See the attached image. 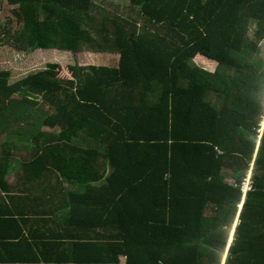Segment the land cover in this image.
<instances>
[{"label":"trees","instance_id":"16d2710c","mask_svg":"<svg viewBox=\"0 0 264 264\" xmlns=\"http://www.w3.org/2000/svg\"><path fill=\"white\" fill-rule=\"evenodd\" d=\"M5 1L0 264H264V0Z\"/></svg>","mask_w":264,"mask_h":264},{"label":"rangeland","instance_id":"374dc122","mask_svg":"<svg viewBox=\"0 0 264 264\" xmlns=\"http://www.w3.org/2000/svg\"><path fill=\"white\" fill-rule=\"evenodd\" d=\"M113 2V3H119L121 6L125 3L124 0H107V2ZM102 3V2H100ZM11 6L6 3L5 0H0V28L2 26H6L4 23L8 21V17L11 16L10 13ZM8 24L14 25V18L11 22ZM254 25L250 26V30L253 31ZM261 45H263V50L261 57H264V40L261 42ZM55 50H29V51H20L16 50L11 44H9L8 41H6V38L4 39V42L0 44V69L2 70H8L10 72L9 76V82H13L21 77H23L25 74H27L29 71L40 69L44 66L45 63L53 62V63H59L61 65H70L72 63V56L69 52L64 51H56ZM84 55V56H82ZM116 55L108 56V54L105 53H84L79 54L77 57L78 63H81V65L89 64V63H95V64H109L113 65L116 63ZM264 125V120L261 124L260 131ZM0 140H2L0 138ZM5 148L11 149L10 146H5ZM12 155H23L24 151L16 149L14 152H12ZM249 172L244 180V182L247 183V179H249ZM8 180L10 182L14 181L13 175L8 176ZM249 185V181H248ZM249 187H246L243 189H247ZM237 219V217H236ZM233 222L231 233L233 232V227L236 224V220ZM231 235L229 237V241L231 240ZM228 241V242H229ZM124 259V258H123ZM120 263H123L122 258L120 257Z\"/></svg>","mask_w":264,"mask_h":264},{"label":"crops","instance_id":"0c3cea01","mask_svg":"<svg viewBox=\"0 0 264 264\" xmlns=\"http://www.w3.org/2000/svg\"><path fill=\"white\" fill-rule=\"evenodd\" d=\"M39 50H55V49H39ZM56 51H59V50H55L54 52H56ZM62 52V51H61ZM65 52V51H64ZM81 54H84V53H81ZM88 54V53H87ZM99 54V53H98ZM105 54H107V53H105ZM82 56H84V55H82ZM108 56H111V55H109L108 54ZM122 258V260H123V263H124V259H123V257H121ZM122 263V264H123ZM121 264V263H120Z\"/></svg>","mask_w":264,"mask_h":264},{"label":"built area","instance_id":"2783aa9c","mask_svg":"<svg viewBox=\"0 0 264 264\" xmlns=\"http://www.w3.org/2000/svg\"><path fill=\"white\" fill-rule=\"evenodd\" d=\"M248 181H249V179H247V183H246V182L243 183V189L246 188V187H249V185H248ZM247 189H248V188H247ZM245 190H246V189H245Z\"/></svg>","mask_w":264,"mask_h":264}]
</instances>
